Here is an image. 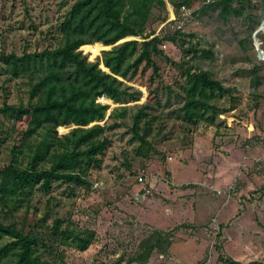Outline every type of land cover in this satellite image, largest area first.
I'll return each mask as SVG.
<instances>
[{
    "label": "trees",
    "instance_id": "1",
    "mask_svg": "<svg viewBox=\"0 0 264 264\" xmlns=\"http://www.w3.org/2000/svg\"><path fill=\"white\" fill-rule=\"evenodd\" d=\"M168 3L178 15L193 0H72L52 24L54 42L21 53L0 51V139L12 138L10 158L0 166V264H55L65 247L91 246L96 230L73 220L63 195L92 186L90 176L113 144L112 131L127 126L132 147L124 150L122 165L133 174L136 158L142 166L153 153L165 159L157 138L166 135L172 115L191 133L201 122L218 124L235 107L236 87L195 63L214 59V52L168 20ZM212 3L225 15L250 17L253 10V0ZM167 41L180 43L179 61L165 54ZM82 48L90 58L106 49L91 60ZM158 57L177 68L173 82L165 80ZM130 81L146 86L145 101ZM99 98L117 103L107 118L110 104ZM64 125L70 129L60 133ZM170 244L168 232L156 231L127 264H146L154 249L165 253Z\"/></svg>",
    "mask_w": 264,
    "mask_h": 264
},
{
    "label": "rangeland",
    "instance_id": "2",
    "mask_svg": "<svg viewBox=\"0 0 264 264\" xmlns=\"http://www.w3.org/2000/svg\"><path fill=\"white\" fill-rule=\"evenodd\" d=\"M213 1L193 0L178 15L168 3L167 18L212 49L214 59L198 57L195 63L236 87L235 107L221 114L218 124L201 122L191 133L172 115L166 135L157 138L165 159L153 153L142 166L136 158L133 174L122 165L124 150L132 147L127 126L112 131L113 144L103 166L91 174L92 186L78 188L69 198L63 195L64 209L79 226L95 229L97 238L85 251L65 247L63 260L55 264H127L139 243L156 231L168 232L171 244L165 253L154 249L146 264H228L226 258L264 262V28L256 34L262 53L253 37L264 18V0H253L250 17L225 15ZM71 2L0 0V51L21 53L54 42L52 24ZM162 47L180 60V43L167 41ZM157 59L165 80L173 82L177 68L164 57ZM130 83L142 90L140 102L145 101L146 86ZM99 100L110 104L107 118L117 103ZM58 129L64 133L70 126ZM11 142L0 139V166L10 158ZM142 172L148 176L143 182L138 179Z\"/></svg>",
    "mask_w": 264,
    "mask_h": 264
},
{
    "label": "water",
    "instance_id": "3",
    "mask_svg": "<svg viewBox=\"0 0 264 264\" xmlns=\"http://www.w3.org/2000/svg\"><path fill=\"white\" fill-rule=\"evenodd\" d=\"M264 28V18H263V20L261 21V23H260V25H259V27H258V29L254 32V34H253V37H254V43H255V45H256V48H257V50L260 52V53H262L263 52V50H262V48H260L259 47V44H260V41L257 39V36H256V34H257V32L260 30V29H263ZM125 39H128V38H125ZM122 40H124V39H122ZM121 40V41H122ZM109 47L108 48H110L111 47V45H108ZM104 49H106V48H104ZM103 64V63H102ZM100 65L103 69H107L106 67L104 68V64L103 65ZM110 113V112H109Z\"/></svg>",
    "mask_w": 264,
    "mask_h": 264
},
{
    "label": "built area",
    "instance_id": "4",
    "mask_svg": "<svg viewBox=\"0 0 264 264\" xmlns=\"http://www.w3.org/2000/svg\"><path fill=\"white\" fill-rule=\"evenodd\" d=\"M186 9V6L185 5H182V10H185ZM178 27H181V24L180 23H178V25H177ZM147 174L146 173H144V172H142V173H140L139 175H138V179H139V181H141V182H143V181H145L146 179H147ZM97 184V183H96Z\"/></svg>",
    "mask_w": 264,
    "mask_h": 264
}]
</instances>
